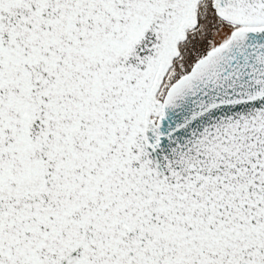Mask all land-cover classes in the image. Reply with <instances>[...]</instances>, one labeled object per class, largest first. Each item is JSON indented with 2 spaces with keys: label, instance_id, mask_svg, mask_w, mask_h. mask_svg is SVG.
Returning <instances> with one entry per match:
<instances>
[{
  "label": "snow or ice",
  "instance_id": "6c2138e0",
  "mask_svg": "<svg viewBox=\"0 0 264 264\" xmlns=\"http://www.w3.org/2000/svg\"><path fill=\"white\" fill-rule=\"evenodd\" d=\"M0 264H264V0H0Z\"/></svg>",
  "mask_w": 264,
  "mask_h": 264
}]
</instances>
